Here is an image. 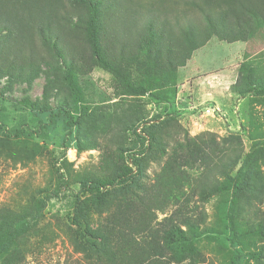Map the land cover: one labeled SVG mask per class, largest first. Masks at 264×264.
<instances>
[{
	"label": "trees",
	"instance_id": "trees-1",
	"mask_svg": "<svg viewBox=\"0 0 264 264\" xmlns=\"http://www.w3.org/2000/svg\"><path fill=\"white\" fill-rule=\"evenodd\" d=\"M214 38L228 44L264 40V0H0V80L32 83L44 73L49 96L54 90L61 96L58 113L68 118L69 133L75 125L69 98L74 107L84 98L79 74L95 68L109 73L113 94L121 100L104 128L95 131L110 135L116 147L106 150L104 174L87 171L74 179L79 186L74 209L85 204L92 212H107L101 226L90 218L84 222L81 212L70 218L92 264H181L195 255L200 226L206 224L204 214L194 220L196 200L206 203L224 191L231 192L233 205L262 200L264 141L246 154L238 135L191 137L173 115L148 120L135 104L146 96L163 98L162 91L175 88L179 69ZM240 70L245 89L239 85L233 92L264 97V76L254 75L250 62ZM32 106L41 108L39 102ZM129 132L142 145L137 153V144L127 142ZM151 157L160 170L145 185L141 180ZM63 161L60 167L52 163L59 179L55 190L32 196L24 211L0 209V264L24 262V245L36 234L47 204L68 186L62 171L70 164ZM114 189L121 195L111 205ZM169 209L172 213L157 222L156 214ZM229 223L236 248L233 214ZM257 232L262 235L261 225Z\"/></svg>",
	"mask_w": 264,
	"mask_h": 264
},
{
	"label": "rangeland",
	"instance_id": "rangeland-1",
	"mask_svg": "<svg viewBox=\"0 0 264 264\" xmlns=\"http://www.w3.org/2000/svg\"><path fill=\"white\" fill-rule=\"evenodd\" d=\"M203 53L198 67L217 68V71L198 72L197 67L188 62L190 67L178 71L177 86L162 91L163 98L161 95L158 98L146 96L135 100V104L138 109L143 108L148 120L173 115L191 137L205 132L220 139L238 135L243 142L244 153L249 154L255 142L262 144L264 141V97H242L233 92V88L240 85V89H245L240 68L248 62L255 67L254 75L258 78L264 76V40L228 44L214 38L198 50L196 56ZM78 77L84 98L76 107L69 98L68 107L73 111L75 123L72 133L68 131V118L62 112L58 113L61 96L57 90L49 96L44 73L32 83H12L7 78L0 80V209L24 211L31 205L32 196L43 198L45 195L40 191L55 190L58 185V175L52 163L59 162L60 167L66 160L71 165L62 171L68 178V186L49 201L37 224L36 234L24 245L25 260L22 264H92L94 261L70 218L81 212L79 216L84 222L90 218L94 226H101L107 212H92L85 204L83 208L74 209L73 195L79 192L74 179L87 171L104 174L100 170L106 150L116 147L110 143V135L95 131L104 128L105 122L119 110L118 102L121 100L113 94L110 74L102 69L95 68L93 73L87 76L79 74ZM37 102L40 103L39 110L32 106ZM85 135H89L87 140ZM127 137L128 144H137L136 153L140 151V140L132 132ZM87 143L97 147L81 152L78 147L87 146ZM150 159L146 178L141 180L145 185L151 183L160 170L156 158ZM262 166L264 172V164ZM237 171L238 167L233 176ZM230 193L224 191L206 203L195 201L199 209L194 220L204 214L206 224L200 226L195 255L187 257L181 264L264 262V194L261 201L257 199L255 203L233 205ZM120 195L118 189H114L109 203L114 205ZM85 200L82 196V201ZM172 211L157 213V222ZM231 214L239 234L240 244H236V248L231 243ZM258 225L262 226V235H258ZM238 250L241 256L235 259Z\"/></svg>",
	"mask_w": 264,
	"mask_h": 264
},
{
	"label": "crops",
	"instance_id": "crops-1",
	"mask_svg": "<svg viewBox=\"0 0 264 264\" xmlns=\"http://www.w3.org/2000/svg\"><path fill=\"white\" fill-rule=\"evenodd\" d=\"M198 52V51H197ZM197 52L194 54L193 58L189 61L190 63L192 62L193 63V67H197V71L198 72H206V73H212L214 71H217V68H212V67H209V69H204L202 67H198L199 63L202 62V57L204 56V53L201 54L200 56H196L197 55ZM190 64L188 63L187 67H190L189 66ZM218 103V102H217Z\"/></svg>",
	"mask_w": 264,
	"mask_h": 264
}]
</instances>
